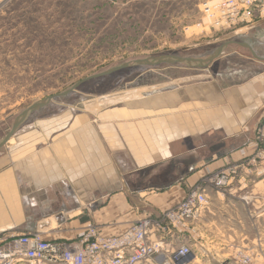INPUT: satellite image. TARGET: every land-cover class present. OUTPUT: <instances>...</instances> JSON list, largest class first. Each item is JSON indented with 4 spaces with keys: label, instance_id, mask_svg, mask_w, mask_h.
<instances>
[{
    "label": "crops",
    "instance_id": "0c3cea01",
    "mask_svg": "<svg viewBox=\"0 0 264 264\" xmlns=\"http://www.w3.org/2000/svg\"><path fill=\"white\" fill-rule=\"evenodd\" d=\"M250 28L247 41L230 39L215 59L240 45L249 70L184 73L106 94L100 107L62 96L34 109L0 149V245L33 231L78 243L90 224L120 234L246 156L264 114V20Z\"/></svg>",
    "mask_w": 264,
    "mask_h": 264
},
{
    "label": "rangeland",
    "instance_id": "374dc122",
    "mask_svg": "<svg viewBox=\"0 0 264 264\" xmlns=\"http://www.w3.org/2000/svg\"><path fill=\"white\" fill-rule=\"evenodd\" d=\"M215 1L0 0V140L20 113L83 80L63 97L78 107H100L106 94H135L184 73L251 69L248 50L232 44L226 53H234L205 69L132 66L91 78L138 57L206 58L230 39L247 41L253 17L217 26L202 10ZM254 148L253 141L246 156L211 172L232 169L225 188L207 185L208 203L183 233L192 250L187 264H264V152Z\"/></svg>",
    "mask_w": 264,
    "mask_h": 264
},
{
    "label": "built area",
    "instance_id": "2783aa9c",
    "mask_svg": "<svg viewBox=\"0 0 264 264\" xmlns=\"http://www.w3.org/2000/svg\"><path fill=\"white\" fill-rule=\"evenodd\" d=\"M203 6L204 14L217 26L240 15L242 19L253 17L254 22L264 19V0H216ZM254 142V150L264 152V114L256 126ZM230 170L220 169L205 176V185H196L162 215L147 216L120 234L105 235L90 224L78 243L47 240L34 231L13 235L0 245V264H141L150 260L187 264L192 250L183 241V233L208 203L207 185L225 188Z\"/></svg>",
    "mask_w": 264,
    "mask_h": 264
},
{
    "label": "water",
    "instance_id": "95a60500",
    "mask_svg": "<svg viewBox=\"0 0 264 264\" xmlns=\"http://www.w3.org/2000/svg\"><path fill=\"white\" fill-rule=\"evenodd\" d=\"M228 44H229L228 42L221 44L218 48H216V50L213 51L211 55H209L206 58L182 57L176 54H166V53L138 57V58L133 59L132 61H124L117 65L111 66L97 73L91 78L99 77V76L106 75V74H111L115 71L128 68V67H132V66H155V65H160V64H182V65H186L189 67L190 66L191 67H205L209 65L213 60L218 58L224 52ZM84 81L85 80L80 81L79 83L75 84L73 87L69 88L68 90H66L64 93H61L60 95L49 96L44 100L38 101L35 104H33L30 108L20 113V115H18L16 119L14 120L11 130L7 133V135L4 138L0 140V148L8 144V142L14 136L16 129L19 127V125H21L28 118L29 114L34 109L54 100L55 98L59 96L66 95L67 93L71 92L72 90L77 88L79 85H81Z\"/></svg>",
    "mask_w": 264,
    "mask_h": 264
}]
</instances>
